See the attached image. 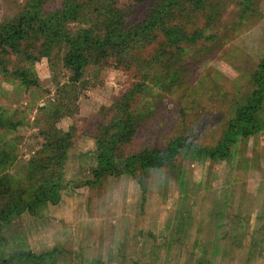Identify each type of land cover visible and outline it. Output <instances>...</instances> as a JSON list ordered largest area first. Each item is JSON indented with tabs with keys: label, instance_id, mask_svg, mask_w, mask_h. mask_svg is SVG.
<instances>
[{
	"label": "rangeland",
	"instance_id": "1",
	"mask_svg": "<svg viewBox=\"0 0 264 264\" xmlns=\"http://www.w3.org/2000/svg\"><path fill=\"white\" fill-rule=\"evenodd\" d=\"M37 1L41 18L70 6ZM161 1L76 0L65 33L103 42L104 10L114 7L132 41L121 56L105 46L78 81L63 65L65 42L45 52L44 38L28 34L20 53L0 47V264H264V129L238 133L226 158L195 152L218 145L253 90L264 0H181L161 21L185 34L176 46L153 21ZM33 2L0 0V30ZM134 87L127 110L137 122L114 149L118 174L97 179V139ZM257 115L264 121V102ZM177 138L195 150L123 168L128 156ZM34 198L32 210L8 213Z\"/></svg>",
	"mask_w": 264,
	"mask_h": 264
},
{
	"label": "trees",
	"instance_id": "2",
	"mask_svg": "<svg viewBox=\"0 0 264 264\" xmlns=\"http://www.w3.org/2000/svg\"><path fill=\"white\" fill-rule=\"evenodd\" d=\"M181 0H174L173 5L167 8L164 0L159 2L156 7L155 18L153 21H158L160 31L164 35L165 44L168 46H176L185 34L179 29L168 28L161 24V21L166 18ZM195 6L200 5L199 0H194ZM167 3V2H166ZM178 3V4H177ZM34 10L25 14L21 18L15 19L9 23L2 31L0 30V47H9L10 50L20 53L19 42L24 40L28 34H35L44 38L43 47L45 52L50 50L53 45L60 42H65L69 49L63 58V65L70 70V80L78 81L84 73L85 66L90 62H98L100 57H103L105 46L109 45L110 50H115L121 56L124 50L130 48L132 41L127 42L130 33L124 31V21L120 19L117 10L114 7H107L103 14V28L105 29L104 39L102 41H92L88 36V32L84 31L77 36H70L63 30V25L67 21L74 20L77 17L80 5L76 0H68L70 5L65 11H52L46 14L45 17H40V4L37 0L33 2ZM192 4V5H193ZM191 5V4H190ZM192 5L190 6L192 8ZM154 23L150 21L145 27L149 29ZM149 33L144 30L137 32L138 36L146 37ZM113 37V38H112ZM116 41H115V40ZM96 42V43H95ZM20 77L23 82L29 83L28 74L25 71L20 72ZM253 90L247 99V102L236 110L235 117L231 119L224 131V136L217 146L210 149L198 148L195 150L194 145L185 142L181 138H177L169 142L164 150H142L137 154H132L124 159L123 168L127 171H133L140 167L146 170L150 167H160L165 165L169 159L175 157L179 153L180 147L193 148L198 155H208L210 158H226L230 146L233 144L236 135L239 133L243 137L254 135L256 132L264 129V121L258 117V112L264 102V57L259 62L257 71L253 74ZM138 88V87H137ZM136 87L124 93L120 99H117L113 105L116 109V118L111 121L110 126H107L97 139L98 145V164L100 168L94 171L95 176L102 177L103 174H118V170L114 166L113 152L116 146L123 140H128L135 131L137 118L130 116L127 107L130 101L133 100L134 93L138 90ZM218 158V159H219ZM57 183H51L50 189L53 191L50 195L53 197L54 190L57 188ZM55 200V199H53ZM18 207L10 209L8 213H20L26 207L32 210L33 206L40 203V200L34 198L26 203L18 201ZM7 219L0 212V221Z\"/></svg>",
	"mask_w": 264,
	"mask_h": 264
}]
</instances>
